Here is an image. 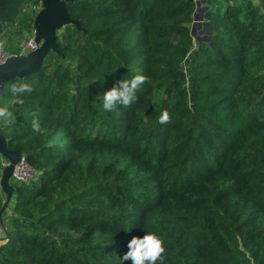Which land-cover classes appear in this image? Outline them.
Listing matches in <instances>:
<instances>
[{
	"label": "trees",
	"instance_id": "16d2710c",
	"mask_svg": "<svg viewBox=\"0 0 264 264\" xmlns=\"http://www.w3.org/2000/svg\"><path fill=\"white\" fill-rule=\"evenodd\" d=\"M202 7L196 41V0H70L61 54L4 80L0 131L34 176L10 200L0 184V264H121L149 232L162 264H264V8ZM41 8L0 0V33ZM136 74L135 102L105 111Z\"/></svg>",
	"mask_w": 264,
	"mask_h": 264
},
{
	"label": "water",
	"instance_id": "95a60500",
	"mask_svg": "<svg viewBox=\"0 0 264 264\" xmlns=\"http://www.w3.org/2000/svg\"><path fill=\"white\" fill-rule=\"evenodd\" d=\"M42 8L34 20V36L39 47L24 55H10L0 64V95L4 92V80L23 77L30 73L37 72L44 62V59L51 52L61 54V48L57 37L59 31L67 25H77L79 22L73 19L67 9V2L70 0H41ZM205 0H196L197 10L194 14L193 33L196 25L203 21L204 8L201 7ZM264 8V0H259ZM199 12H202L199 16ZM199 17V24H197ZM0 154L8 160V165L3 168L1 186L8 193V200L11 198L9 180L13 178L16 166L21 160L22 154L16 149H9L6 139L0 131Z\"/></svg>",
	"mask_w": 264,
	"mask_h": 264
},
{
	"label": "clouds",
	"instance_id": "9594fccd",
	"mask_svg": "<svg viewBox=\"0 0 264 264\" xmlns=\"http://www.w3.org/2000/svg\"><path fill=\"white\" fill-rule=\"evenodd\" d=\"M145 82V77L141 74H136L130 79H122L116 85L103 95L102 107L105 111L111 112L118 106L129 107L136 100V92ZM24 89H16L23 91ZM8 115L6 109H0V117ZM169 113L162 111L158 117L159 124L169 122ZM145 124L148 120L145 119ZM33 129L36 133H40L41 128L38 122H33ZM128 251L121 259V264L125 261H131L132 264H157L158 261L163 262V254L165 247L162 239L155 233H146L142 238L133 237L128 242Z\"/></svg>",
	"mask_w": 264,
	"mask_h": 264
},
{
	"label": "rangeland",
	"instance_id": "374dc122",
	"mask_svg": "<svg viewBox=\"0 0 264 264\" xmlns=\"http://www.w3.org/2000/svg\"><path fill=\"white\" fill-rule=\"evenodd\" d=\"M233 1H240V0H233ZM256 3H260L259 0H253ZM31 9L28 8L26 13H30ZM202 12H199L198 16L201 14ZM199 17H198V21L197 24H199ZM202 24V22H201ZM30 22H27L23 27H21V25H19V23H16L15 25L11 26V27H7L3 30L2 33H0V60H3L4 57L9 54V52L12 50V47L17 44L20 43L21 41H26L29 39V37H31L32 32L34 31V28H32L30 26ZM201 28V25H196L194 28V35H196V41L199 39L197 37V35H200L199 30ZM19 34H18V33ZM5 160V159H4ZM32 172H29V174H31ZM16 178L13 176L12 180L14 181ZM1 228V225H0ZM6 236L1 235L0 233V244L3 243V241L6 239Z\"/></svg>",
	"mask_w": 264,
	"mask_h": 264
},
{
	"label": "built area",
	"instance_id": "2783aa9c",
	"mask_svg": "<svg viewBox=\"0 0 264 264\" xmlns=\"http://www.w3.org/2000/svg\"><path fill=\"white\" fill-rule=\"evenodd\" d=\"M204 3V2H203ZM202 3V5H203ZM201 5V7H202ZM39 47V44L36 43L35 40V36L34 34L31 35V37H29L28 40L23 41L21 43V48H22V52L20 54H7L3 60H0V64H2L7 57H9L10 55H24L27 54L28 52L34 51ZM8 165V160H2V167H6ZM29 172H32L31 174H29ZM34 176V170L28 165L25 157L22 155L21 160L19 161V163L16 166V170L14 173V177L16 178V180H21V181H29L33 178Z\"/></svg>",
	"mask_w": 264,
	"mask_h": 264
},
{
	"label": "crops",
	"instance_id": "0c3cea01",
	"mask_svg": "<svg viewBox=\"0 0 264 264\" xmlns=\"http://www.w3.org/2000/svg\"><path fill=\"white\" fill-rule=\"evenodd\" d=\"M5 159V158H4ZM2 160H3V158H2Z\"/></svg>",
	"mask_w": 264,
	"mask_h": 264
}]
</instances>
